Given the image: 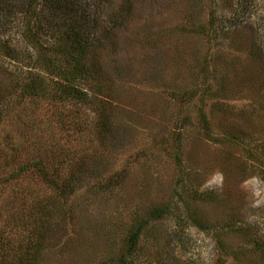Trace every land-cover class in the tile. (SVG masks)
I'll use <instances>...</instances> for the list:
<instances>
[{"label": "rangeland", "instance_id": "374dc122", "mask_svg": "<svg viewBox=\"0 0 264 264\" xmlns=\"http://www.w3.org/2000/svg\"><path fill=\"white\" fill-rule=\"evenodd\" d=\"M78 1L74 16L84 13L79 24L90 27L99 73L80 86L98 106L50 97L17 104L11 98L10 105L0 106L6 114L0 120V154L6 151L10 173L35 159L62 178L77 174L74 166L81 161L93 166L65 204L36 170L0 184V264H17L29 239L24 224L31 208L51 198L66 213H53L51 199L49 251L38 264H114L133 218L145 220L168 205L172 216L158 228L170 234L183 199L209 225L185 222L177 258L264 264V0ZM42 13L39 41L58 43L48 27L58 31L67 23L52 19L48 10ZM19 15L8 19L4 34L20 60L0 52V67L24 81L31 49H41L22 35ZM37 67L55 86L58 78ZM218 84L229 90L227 96L190 103L189 91L207 96V87L215 90ZM90 109L107 111L110 133L96 132L98 113ZM200 111L211 127L207 133L197 125ZM177 134L184 145L182 168L175 146L161 148L166 140L178 144ZM182 171L213 203L190 196L189 186L180 182ZM232 215L235 223L223 225Z\"/></svg>", "mask_w": 264, "mask_h": 264}, {"label": "trees", "instance_id": "16d2710c", "mask_svg": "<svg viewBox=\"0 0 264 264\" xmlns=\"http://www.w3.org/2000/svg\"><path fill=\"white\" fill-rule=\"evenodd\" d=\"M78 0H0V35L5 37L4 40L0 39V52L3 56L10 60H20V52L17 47L11 44L10 38L4 34L7 29L8 19H16L19 17L23 21L22 35L31 41H37L41 50L37 51L31 49L30 60L26 62L24 67L27 69L28 76L24 81L15 79L12 73H7L6 69L0 67V106L1 104H8V100L15 98L14 101L17 104L23 103L25 100L32 99H46L50 97L51 101L58 103H65L69 101L74 105H81L83 107L98 106V103H92L89 99L88 89L81 87L85 81H89V78H94L93 75L99 74L96 69V63L93 51V38L91 36L90 27H81L79 24L81 18H83L82 12L79 15L82 17L77 18L74 15L79 13ZM51 9V12H50ZM49 11V15L52 19L62 18L61 22H66L67 25L64 28L55 30L54 25L51 24L49 28L50 32L54 35H58V43H52L49 45L42 44L39 41L41 31V23L44 15L42 12ZM70 13V15H69ZM42 16V17H41ZM214 24V18L211 19ZM52 20L50 19V23ZM92 28V27H91ZM62 55V58L58 56ZM37 66H41L46 72L51 73L52 76L58 78L55 82V86L50 87V84L45 80L43 74L37 70ZM32 70H36L34 73ZM48 70V71H47ZM97 76V75H95ZM24 82V83H23ZM209 86V85H207ZM206 89L207 96L201 94L199 90L192 89L187 93V97L190 100H205V98H215L216 96H223L228 94L229 90L224 88L220 84L213 90ZM19 90V91H18ZM199 92V93H198ZM202 97H205L202 99ZM16 100V101H15ZM205 103H203L204 105ZM98 113L97 121L99 123L96 126V132L104 136L106 133H110L112 129L110 115L105 109L92 110ZM205 114V115H204ZM210 114V113H209ZM6 114L0 112V120H3ZM198 120V127L203 129L207 133V129L211 130L210 124H208V118L206 113L202 111L196 116ZM178 136V134H177ZM230 140H233V136H227ZM168 141V140H166ZM164 141L161 143V148L169 150L170 146H175V161L182 168L186 166L182 165L184 158L183 155V143L182 136L175 137L174 141L178 144H169ZM6 151L0 154V184H5L9 180L23 176L29 170H36L40 174V178L57 194L62 204L72 197L76 193V186L83 180L89 179L87 172L92 169L93 165L86 164L81 161L74 167L77 169V174H70L68 177H60L58 172H50L49 168L44 166L41 161L35 159L30 163H24L12 173L8 172L9 160L6 159ZM182 178L180 182L189 186V194L193 195L198 202L200 200L213 203V197L207 193V198L200 196L199 188L194 185L195 178L189 173L182 171ZM191 180V181H190ZM182 198V194H179ZM188 196L187 198H189ZM53 204V213L57 211H64V206L59 203L58 199L51 198ZM51 199L41 201L33 205L30 210V222L24 225L29 230V239L25 252L22 257L16 258L17 264H38L42 253L49 251L47 244L50 238L51 225L50 221V207ZM57 200V201H56ZM51 204V205H52ZM191 204V201H190ZM184 208L181 210L177 207L179 214L174 216L176 222L174 224V230L170 234L160 231L158 224L166 217L172 216V208L168 205L161 206L154 209L147 219L133 218L131 226L125 233V237L122 239L121 251L119 252L114 264H195L190 260H182L175 256V250L183 242V233L180 231L185 222L188 226H194L198 228H206L209 225L207 220L201 216L197 211H190V205L186 199H183ZM69 210V209H68ZM67 210V211H68ZM63 213V212H62ZM66 213V212H65ZM67 216V214H66ZM227 220L223 225H232L235 223L234 216H227ZM31 219L33 221H31ZM4 232L0 231V235L3 236ZM149 249L155 250L151 252ZM261 255H264L263 251Z\"/></svg>", "mask_w": 264, "mask_h": 264}]
</instances>
